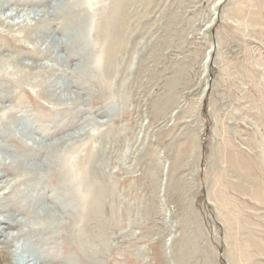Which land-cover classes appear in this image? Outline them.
Listing matches in <instances>:
<instances>
[{
    "label": "rangeland",
    "instance_id": "obj_1",
    "mask_svg": "<svg viewBox=\"0 0 264 264\" xmlns=\"http://www.w3.org/2000/svg\"><path fill=\"white\" fill-rule=\"evenodd\" d=\"M0 3V219L34 258L264 264V0Z\"/></svg>",
    "mask_w": 264,
    "mask_h": 264
},
{
    "label": "bare ground",
    "instance_id": "obj_2",
    "mask_svg": "<svg viewBox=\"0 0 264 264\" xmlns=\"http://www.w3.org/2000/svg\"><path fill=\"white\" fill-rule=\"evenodd\" d=\"M9 5V4H8ZM11 6H4V5H2L1 3H0V11H6V10H8L9 8H10ZM16 11V15H18V13H19V11L18 10H15ZM21 12H22V10H21ZM32 13H29L28 14V16H30ZM13 15L11 14L9 17H7L4 21L0 18V23H3L4 25L6 24V25H10V26H13V27H17V26H26V25H28V24H25L26 23V21H25V19L22 21V22H17V23H13V24H10V22L9 23H7V21L8 20H12L13 19V17H12ZM30 19H31V17H29ZM91 28V27H90ZM51 69V68H50ZM54 88H55V90H58V89H63V87H59L58 85H55L54 86ZM65 88V87H64ZM59 91V90H58ZM0 149H3V148H1V146H0ZM36 169V168H35ZM23 171V172H22ZM24 171H26L25 173H24ZM34 172H32L31 170H30V168H28V166H25V168H23V169H20V168H18V170H17V174L18 173H21V174H23L25 177H26V179H27V176H28V179L30 178V177H33L34 178V180L37 178V174L38 173H36V170H33ZM22 175V177H24ZM76 175H78V176H76L75 178L77 179V177H78V181H79V177H81V174H76ZM83 175V174H82ZM45 176V174H43V178H45L44 177ZM84 176V175H83ZM40 178V177H39ZM86 178V177H85ZM84 178V179H85ZM27 179V180H28ZM42 179V178H41ZM40 179V180H41ZM81 180H82V178H80ZM86 180V179H85ZM72 181V180H71ZM71 181H69V183H68V185L69 186H71L72 184H71ZM29 182V181H28ZM76 182V181H75ZM74 182V183H75ZM79 182H81V181H79ZM87 183V182H86ZM85 183V184H86ZM26 184H27V182H26ZM30 185V184H29ZM95 184H92L91 185V188H94L93 186H94ZM75 186V185H74ZM77 186H78V183H77ZM29 187V186H28ZM31 187V186H30ZM7 188V187H6ZM15 188H16V186H15ZM15 188H13L12 190H11V192L13 193L14 191H15ZM77 188V187H76ZM80 188H81V186H80ZM23 189V188H22ZM23 190H25V189H23ZM27 191V190H26ZM89 192V194L90 193H92V191H91V189L88 191ZM81 194V193H80ZM22 196V195H21ZM20 197V196H19ZM23 197H21V198H17V201L20 203V201H19V199H22ZM80 198V197H79ZM4 200V187L2 186V187H0V202H2ZM39 200V199H38ZM37 202V201H36ZM31 204V203H30ZM28 205V204H27ZM30 206V205H29ZM12 209V208H11ZM25 209V208H24ZM28 209V208H27ZM44 209V211L43 212H45V222H46V224L43 226L44 228V230H46V228L45 227H48V228H50V229H55L56 227H58V225H60V223H61V220H60V218L59 217H57V215L55 214V211H53V210H51V209H48V208H43ZM3 210H5L6 211V214L8 215L7 217H4L3 219H0V224L2 225V227H1V232H6V230L8 229V228H11V226H18V227H20V232L18 233V235H12V234H9L8 235V237H7V239H6V241L8 242V243H13L14 244V242L16 241L17 242V244L16 245H18L17 246V249H16V252H17V254L19 255V256H21V257H24L25 258V263H27V264H49V262H50V260L49 259H47V258H41V259H39V258H34L32 255H31V252L32 251H34V248H33V244H34V242H35V240H33V237H32V234L33 233H36V232H30V231H27V229L25 230V227H27V226H30L31 224H30V222L29 221H16V220H14L15 218V216H16V214L14 213V214H12L11 212V210H8V209H5V208H3ZM11 211V212H10ZM34 217H36V216H34ZM39 217V216H38ZM37 218V217H36ZM35 218V219H36ZM44 220V219H43ZM34 221V220H33ZM44 222V223H45ZM61 225H63L62 223H61ZM36 229H38V227L37 228H35L34 229V231L36 230ZM31 230V229H30ZM48 230V229H47ZM35 235V234H34ZM36 243V242H35ZM46 247V246H45ZM26 255V256H25ZM20 261V260H19ZM20 263V262H19ZM21 263H23V262H21ZM51 264V263H50Z\"/></svg>",
    "mask_w": 264,
    "mask_h": 264
}]
</instances>
